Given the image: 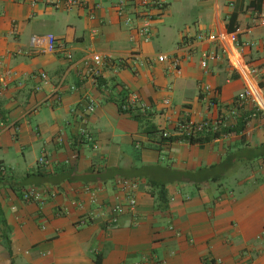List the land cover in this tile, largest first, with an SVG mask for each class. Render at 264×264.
Wrapping results in <instances>:
<instances>
[{
  "label": "crops",
  "instance_id": "crops-1",
  "mask_svg": "<svg viewBox=\"0 0 264 264\" xmlns=\"http://www.w3.org/2000/svg\"><path fill=\"white\" fill-rule=\"evenodd\" d=\"M115 2L0 0V264H264V109L248 101L229 117L247 85L264 100V0H166L136 22L149 25L147 42ZM201 32H235L239 44L198 41ZM45 35L57 51L29 46ZM207 53L219 58L202 69ZM159 54L178 55L179 69ZM93 55L129 59L96 83L81 80ZM129 93L147 106L140 121L119 111ZM185 114L228 119L196 140L161 142ZM242 114L250 119L239 131ZM30 187L40 201L22 200ZM129 195L134 210L113 222L111 208Z\"/></svg>",
  "mask_w": 264,
  "mask_h": 264
},
{
  "label": "built area",
  "instance_id": "built-area-1",
  "mask_svg": "<svg viewBox=\"0 0 264 264\" xmlns=\"http://www.w3.org/2000/svg\"><path fill=\"white\" fill-rule=\"evenodd\" d=\"M56 0H28L31 6H35L39 3H45ZM86 0H65L66 4L70 6H78L84 5ZM166 0H116L114 4V8L116 10L117 15L122 19V23L125 27L129 29H135L137 35L143 39V41L147 42L151 39V29L147 23H144L142 26H137L136 22L139 19H150L152 17V12H156V16L161 14L163 9L165 8ZM256 20L259 25L264 26V10L258 12L256 14ZM196 40L201 41L205 40L211 43H224L229 42L235 46H238V37L235 32L232 33H209V32H201L196 35ZM29 46L31 48H35L38 50H42L48 53H52L58 50L59 44L57 43L56 38L53 35H45V36H31L29 38ZM64 58L70 62H72V55L70 53H65ZM218 59L219 55L216 53L212 54H203L200 62V66L202 69L207 68L208 60ZM129 59V56H121L119 58H113V56L109 55L107 57H101L99 55H93L89 60L85 61L83 65V72H80L79 76L81 80L89 79L96 83L100 77H102L103 69L105 66L120 65L125 64ZM156 60L160 63L169 62V67L173 70H178L181 58L178 55H175L171 58L166 54H159L156 57ZM6 76L11 77L14 76V73L8 71ZM40 78L47 82V75L43 72L40 73ZM39 90V88H36ZM204 90L209 93L211 92V88L209 86H205ZM250 102L255 107L256 110L264 109V100L261 97V93L258 87L253 85H247L240 93L235 96L234 99V107L233 110L229 113V117L232 119L237 118V111L244 107L245 102ZM168 100L165 101V104H168ZM119 109L121 112L130 113L132 110H139L141 113L147 110V106L144 105L140 101L138 95L134 93L127 94L122 100ZM94 111L93 102H89L86 107V114L90 115ZM228 118L218 117L215 120L209 119H201L196 120L190 116L179 119L171 130H160L159 138L166 140L167 142L171 141H192L201 137L203 134L214 133L222 127L225 120ZM82 137H84L88 141H92V137L83 132ZM171 140V141H168ZM38 163L42 166H45L47 163L45 155H41L38 159ZM124 185H127L128 182H124ZM42 194L39 192L37 188L31 187L26 189L22 193V200L25 202L31 201H40L42 199ZM136 205V200L133 195H129L127 198L126 204H117L111 208L112 213V221L115 222V218L117 215H120L124 210H134ZM207 264H221L220 262H215L210 260Z\"/></svg>",
  "mask_w": 264,
  "mask_h": 264
},
{
  "label": "trees",
  "instance_id": "trees-1",
  "mask_svg": "<svg viewBox=\"0 0 264 264\" xmlns=\"http://www.w3.org/2000/svg\"><path fill=\"white\" fill-rule=\"evenodd\" d=\"M233 23H234V15L230 19V24H229V29H228L229 31H233V27H232ZM119 111L121 112L120 109H119ZM130 114H132V117L135 118L137 121H140L141 118H142V113L139 110H132V111H130ZM248 119H250V116L247 117L244 114H242L240 116L239 121L235 125V126H237V128L239 129V131L244 128V126H245V124H246V122H247ZM160 141L161 142H164V141L167 142L166 140H163V139H160ZM168 141H171V140H168ZM123 180H125V179H123ZM152 194L156 198L157 208H159L161 210L166 209L167 208V193H166V190L164 189V186H158V187H156L155 191L152 192ZM1 223H3L2 220H1Z\"/></svg>",
  "mask_w": 264,
  "mask_h": 264
},
{
  "label": "rangeland",
  "instance_id": "rangeland-1",
  "mask_svg": "<svg viewBox=\"0 0 264 264\" xmlns=\"http://www.w3.org/2000/svg\"><path fill=\"white\" fill-rule=\"evenodd\" d=\"M43 198V197H42Z\"/></svg>",
  "mask_w": 264,
  "mask_h": 264
}]
</instances>
